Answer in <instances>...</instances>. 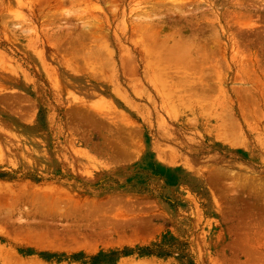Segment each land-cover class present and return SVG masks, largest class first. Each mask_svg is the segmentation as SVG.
<instances>
[{"label": "rangeland", "instance_id": "rangeland-1", "mask_svg": "<svg viewBox=\"0 0 264 264\" xmlns=\"http://www.w3.org/2000/svg\"><path fill=\"white\" fill-rule=\"evenodd\" d=\"M0 264H264V0H0Z\"/></svg>", "mask_w": 264, "mask_h": 264}]
</instances>
